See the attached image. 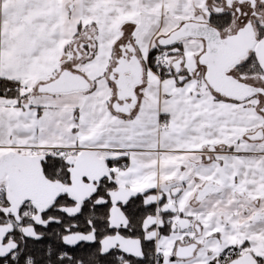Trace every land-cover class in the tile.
<instances>
[{
	"label": "snow or ice",
	"instance_id": "6c2138e0",
	"mask_svg": "<svg viewBox=\"0 0 264 264\" xmlns=\"http://www.w3.org/2000/svg\"><path fill=\"white\" fill-rule=\"evenodd\" d=\"M0 264H264V0H0Z\"/></svg>",
	"mask_w": 264,
	"mask_h": 264
}]
</instances>
